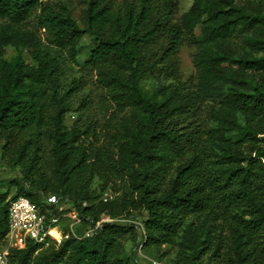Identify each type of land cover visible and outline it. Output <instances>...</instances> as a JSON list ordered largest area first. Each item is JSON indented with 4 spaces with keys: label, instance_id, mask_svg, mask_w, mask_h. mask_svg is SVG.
<instances>
[{
    "label": "trees",
    "instance_id": "1",
    "mask_svg": "<svg viewBox=\"0 0 264 264\" xmlns=\"http://www.w3.org/2000/svg\"><path fill=\"white\" fill-rule=\"evenodd\" d=\"M82 2L77 20L67 2L0 0V57L21 42L35 61H0V143L19 170L16 193H0V239L21 196L39 207L67 199L94 230L28 242L9 264H144L125 255L127 242L175 247L174 264H264V0H194L180 17L179 0ZM37 13L45 42L19 33ZM85 35L101 119L89 99L76 107L88 80H67ZM183 46L193 50L188 80ZM132 214L143 234L102 221Z\"/></svg>",
    "mask_w": 264,
    "mask_h": 264
},
{
    "label": "rangeland",
    "instance_id": "2",
    "mask_svg": "<svg viewBox=\"0 0 264 264\" xmlns=\"http://www.w3.org/2000/svg\"><path fill=\"white\" fill-rule=\"evenodd\" d=\"M55 2H67L70 4L72 13L78 20L81 10L84 8L82 0H53ZM123 1V0H118ZM194 0H179V16L186 13L192 6ZM38 15L39 13L33 15L28 23L20 29L19 33L23 31H32L38 38H41L45 42V33L38 26ZM92 43V38L89 35H85L81 41L82 52L79 54L77 61L78 64H68L67 67V80L72 78L84 77L88 81L85 84L81 94H78L76 99V107H79L82 103H85V99L92 101L90 107V115L95 114L99 119L102 118L101 112L102 106L100 104L101 90L97 88L94 83V78H90L88 73L83 71L84 62L87 58V46ZM4 55L0 57V61L11 62L16 56L21 52L22 58L26 64L35 65L33 60L32 51L33 49L29 46H24L21 42L18 44H8L5 46ZM193 50L183 46L180 50L181 59V74L183 80H188L190 77L195 75V68L192 62ZM66 80V79H65ZM146 89L150 90L153 87V81L147 80L143 82ZM93 116V115H92ZM78 117V113L70 112L67 114L66 124L71 126ZM3 143H0V193L8 194V199L16 193V188L10 184V180L16 178L19 175L18 169H13L8 163L6 158L3 156ZM111 192L109 191L105 197H109ZM46 199V198H45ZM45 201V200H44ZM55 209V208H54ZM56 215L59 217L57 225L59 230L64 234H74L77 237H85L90 231V227H84L79 221V213L76 210L74 204L67 200H60L57 209H55ZM54 214V215H55ZM116 222L119 224H136L141 234H143V222L140 217L132 214L122 219H118ZM56 242L51 241L49 244H54ZM57 244V243H56ZM59 245V244H58ZM48 245H45L46 248ZM136 252L138 261L144 264H152L157 262L158 264H174L176 259V249L171 246H163L160 249H143L142 245L137 249L134 248L132 242H127L125 244V255L130 256L132 252Z\"/></svg>",
    "mask_w": 264,
    "mask_h": 264
},
{
    "label": "built area",
    "instance_id": "3",
    "mask_svg": "<svg viewBox=\"0 0 264 264\" xmlns=\"http://www.w3.org/2000/svg\"><path fill=\"white\" fill-rule=\"evenodd\" d=\"M59 202L60 199L54 195L46 197L42 207L36 206L23 196L9 202V232L4 239H0V264H9L10 250L24 249L28 242L49 245L51 241H54L60 245L70 235L77 237L74 234L64 235L59 230L57 225L59 217L51 214L50 209L51 207L57 209ZM102 221L116 222L117 220L104 217ZM53 231H56V234H53ZM93 232L94 230L90 229L85 237H91Z\"/></svg>",
    "mask_w": 264,
    "mask_h": 264
},
{
    "label": "bare ground",
    "instance_id": "4",
    "mask_svg": "<svg viewBox=\"0 0 264 264\" xmlns=\"http://www.w3.org/2000/svg\"><path fill=\"white\" fill-rule=\"evenodd\" d=\"M53 234H56V231H53Z\"/></svg>",
    "mask_w": 264,
    "mask_h": 264
}]
</instances>
